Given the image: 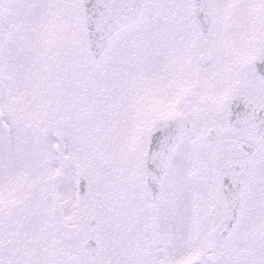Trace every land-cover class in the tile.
Listing matches in <instances>:
<instances>
[{
    "label": "snow or ice",
    "instance_id": "snow-or-ice-1",
    "mask_svg": "<svg viewBox=\"0 0 264 264\" xmlns=\"http://www.w3.org/2000/svg\"><path fill=\"white\" fill-rule=\"evenodd\" d=\"M0 264H264V0H0Z\"/></svg>",
    "mask_w": 264,
    "mask_h": 264
}]
</instances>
